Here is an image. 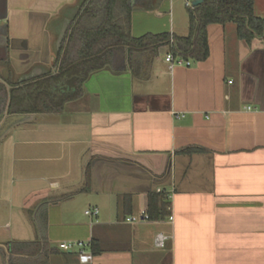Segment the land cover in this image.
<instances>
[{"label": "crops", "instance_id": "obj_1", "mask_svg": "<svg viewBox=\"0 0 264 264\" xmlns=\"http://www.w3.org/2000/svg\"><path fill=\"white\" fill-rule=\"evenodd\" d=\"M184 2L131 0V36H188ZM254 4L264 17V0ZM104 6L0 0V82L8 94L4 103L0 95V229L15 211L20 218L0 235V264L34 260L11 249L37 241L51 249L42 264H81L76 250L58 248L64 241L89 243L94 264H264V37L247 43L234 23L211 24L208 58L171 70L167 47L154 57L134 53L132 67L117 51L62 111L9 112L11 91L25 95L60 73L65 54L77 55L76 46L68 49L73 29L97 26ZM5 146L17 183L10 198L3 194ZM188 147L201 150L182 151ZM161 191L169 216L126 221L146 212L148 195ZM94 208L97 216L86 214ZM159 234L168 237L162 248Z\"/></svg>", "mask_w": 264, "mask_h": 264}, {"label": "trees", "instance_id": "obj_2", "mask_svg": "<svg viewBox=\"0 0 264 264\" xmlns=\"http://www.w3.org/2000/svg\"><path fill=\"white\" fill-rule=\"evenodd\" d=\"M87 10L89 13L90 9ZM133 10L131 0H105L103 19L97 26L77 25L73 29L68 49L76 46L77 55L68 57L65 54L60 73L28 86L25 95L16 96L14 91H11L9 112L15 106L19 108V114H50L62 111L65 103L82 96L84 83L91 74L113 64L117 51L126 54L131 67L135 62L134 53L148 50L154 57L163 47H167L168 52L175 57L202 62L209 56L207 27L211 24L234 23L237 37L247 43L255 37H264V17L255 14L254 0H203L200 5L188 8L190 31L186 37L170 33L132 37ZM8 83L11 84L9 81ZM56 83L59 87L53 90L52 86ZM0 95L4 97L3 103L6 102L7 89L1 82ZM200 150L198 147H188L182 151L195 153ZM170 204L165 191L150 193L146 213L153 221L165 219L170 214ZM45 212L44 206L38 214L41 232L46 228ZM48 247L46 242L43 245L40 241L14 243L11 252L27 253L35 259H11L10 264H42V259L51 253Z\"/></svg>", "mask_w": 264, "mask_h": 264}, {"label": "built area", "instance_id": "obj_3", "mask_svg": "<svg viewBox=\"0 0 264 264\" xmlns=\"http://www.w3.org/2000/svg\"><path fill=\"white\" fill-rule=\"evenodd\" d=\"M194 0H185V5L188 8H192ZM166 62L168 63L169 69H173L177 65H191V61L185 60L182 57H175L171 52H169L166 55L165 58ZM248 109H251V106L247 107ZM184 115H177V118H181ZM100 213L98 208H94L93 210H87L86 214L88 215H95L97 216ZM149 215L142 211V213L139 216H132L128 217L126 221L128 223H136V222H144L148 221ZM167 236H164L162 234L157 235L156 237V245L159 248H162L165 246V240L167 239ZM90 244L83 241H64L59 243L58 248L62 251L68 252L76 250L78 253V259L81 264H94L95 256L92 253L91 250H89Z\"/></svg>", "mask_w": 264, "mask_h": 264}, {"label": "rangeland", "instance_id": "obj_4", "mask_svg": "<svg viewBox=\"0 0 264 264\" xmlns=\"http://www.w3.org/2000/svg\"><path fill=\"white\" fill-rule=\"evenodd\" d=\"M184 4H185V2H184ZM10 119V118H9ZM25 124V123H24ZM10 125L11 124H9L8 126L10 127ZM7 126V127H8ZM21 126V125H20ZM20 135H22L21 134V132H20ZM11 141H13L12 140V138L10 139ZM11 141H10V144H11ZM8 144H9V142H8ZM8 144H7V146H8ZM7 146H5V147H7ZM6 151H5V169H4V171H3V175H2V178H3V180L5 181L4 183H5V185H6V192L5 193H3V194H6V196L7 197H12V196H10V193H11V189L10 188H12V190H14V188H15V186L17 185V183H16V177H15V173L14 172H11L12 170H10V156H9V147H7V149H5ZM8 152V153H7ZM7 153V154H6ZM8 169V170H7ZM33 187H37L36 185H32ZM27 194V193H26ZM33 196V195H32ZM12 204V203H11ZM17 203L16 202H14V205H16ZM17 213L19 214V211L17 212V211H15V216H13L12 218H10L9 220H10V224L9 225H7L8 227L7 228H5V227H3L2 229H0V235H8V234H10L14 229H16L17 227H16V225H17V222H18V220H20V218L18 219L17 217H16V215H17ZM25 220H27L28 221V224H29V226H26L27 228H29L30 226H32L30 223H32V221H31V218H29L28 216H27V218H25ZM1 221H3L4 222V219H2ZM43 261V260H42Z\"/></svg>", "mask_w": 264, "mask_h": 264}, {"label": "water", "instance_id": "obj_5", "mask_svg": "<svg viewBox=\"0 0 264 264\" xmlns=\"http://www.w3.org/2000/svg\"><path fill=\"white\" fill-rule=\"evenodd\" d=\"M202 2H203V0H194L193 6L196 7V6L200 5Z\"/></svg>", "mask_w": 264, "mask_h": 264}]
</instances>
